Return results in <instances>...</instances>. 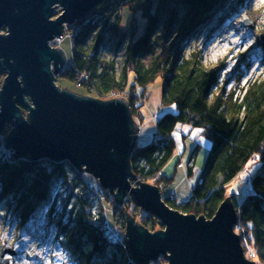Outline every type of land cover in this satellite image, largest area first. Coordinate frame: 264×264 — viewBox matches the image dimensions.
<instances>
[{
    "label": "trees",
    "instance_id": "16d2710c",
    "mask_svg": "<svg viewBox=\"0 0 264 264\" xmlns=\"http://www.w3.org/2000/svg\"><path fill=\"white\" fill-rule=\"evenodd\" d=\"M246 2L108 0L93 12L100 14V20L119 19L117 10L125 4L142 14L143 28L127 48L130 62L126 61L118 74L115 60L102 54L106 44L104 32H97V23H90L79 35L71 64L68 62L59 77L73 80L76 72H86L95 96L104 100L114 92L121 94L127 90L131 67L132 90H146L162 79L161 104L166 112L157 121L162 138L145 145L137 143L132 168L139 179L161 190L173 180L164 174V169L176 151L172 135L177 126L204 129L212 147L191 198L178 203L176 198H170L176 192L163 197L167 205L182 213L213 219L230 197V183L257 159L253 191L241 202L237 195L231 198L237 210L235 232L241 237L246 256L251 250L255 257L250 260L264 264V76L247 84L244 94L220 90L216 96L214 93L222 88L219 83L222 69L206 66L200 49L194 48L186 55L182 48L183 41H191L216 14L223 11V17L230 18ZM21 108L27 116L26 108L22 105ZM132 112L136 116L133 109ZM3 139L0 138V218L14 233L24 231L41 208L47 206L48 225L57 230L58 243L75 264H135L127 240L110 230L104 204L112 207L116 226L124 228L127 216L131 215L151 232L164 229L154 215L144 211L138 214L140 208L132 196L119 206L106 190L100 189L96 194L83 173L70 164L49 161L34 164L29 158L17 159L12 151L5 150ZM192 168L191 162L189 177ZM58 188L63 190L55 195ZM121 218L125 219L122 223ZM154 264L162 263L159 259Z\"/></svg>",
    "mask_w": 264,
    "mask_h": 264
},
{
    "label": "water",
    "instance_id": "95a60500",
    "mask_svg": "<svg viewBox=\"0 0 264 264\" xmlns=\"http://www.w3.org/2000/svg\"><path fill=\"white\" fill-rule=\"evenodd\" d=\"M108 0H0V68L7 74L0 89V138L17 159L66 162L97 179L119 206L132 196L136 206L154 215L164 229L151 232L135 217L125 234L135 264H257L247 258L235 232L237 210L228 197L213 219L182 213L167 205L158 186L139 179L132 154L139 128L129 102L101 100L60 88L67 56L50 42L65 25L84 21ZM58 8L62 14L53 18ZM6 30V32H4ZM264 51V35L256 48ZM21 105L28 111L23 115ZM17 255L4 244L0 264Z\"/></svg>",
    "mask_w": 264,
    "mask_h": 264
},
{
    "label": "rangeland",
    "instance_id": "374dc122",
    "mask_svg": "<svg viewBox=\"0 0 264 264\" xmlns=\"http://www.w3.org/2000/svg\"><path fill=\"white\" fill-rule=\"evenodd\" d=\"M130 8H132L131 5H121L117 10L119 19L112 18L107 21L101 19L96 22V31L104 32L106 36V44L102 54L108 60H115L118 74L122 73L126 61L130 62L127 57V48L130 41L141 32L144 25L142 14L137 9L130 10ZM61 12L62 9L60 8L53 18L61 15ZM221 12L216 14L191 41H183V54L188 55L194 48H198L203 52L206 66L222 69L219 77L222 88L214 93L216 96L221 93L220 90L227 94L236 91L237 94L241 95L244 94L247 84L264 76V51L261 47L256 48L258 36L264 35V0H247L243 7H240L230 18H224ZM75 23L71 25L73 26ZM72 26L67 31L68 39L62 44V47H59L67 56V65L73 58V50L77 45L79 35L86 28L79 32V30L72 29ZM122 38H124L123 41ZM73 67L72 62L71 68ZM131 68L128 70L129 87L127 90L121 94L114 92L105 101L123 98L129 102L131 107L133 105L132 109L136 113V116L133 117L140 130L138 144L145 145L151 141L158 142L159 140H156L159 136L157 121L166 112L165 107L161 104L164 82L159 78L146 90L141 88L132 90L134 74L130 70ZM80 73L86 72H76L73 80L61 78L59 75L56 77V83L60 88L68 89L79 95L101 99L95 96L90 77L85 78L82 86L79 85L77 78L81 77ZM6 76L7 74L0 68V89ZM170 111L174 112L175 110L171 109ZM12 130L13 128L8 126L3 137H7ZM172 139L176 143V151L173 159L165 167L164 174L172 177L173 180L161 188L162 196L168 197L171 192H176L177 202H186L191 198L192 189L204 168L212 142L204 129L183 124L177 126ZM191 162L193 163V172L189 177ZM257 165L256 159L244 169L238 178L230 183L228 187L230 197L237 195L238 201L241 202L247 193L253 191L250 179L253 178V171ZM83 177L90 182L95 193L99 194V190L102 189L99 181L86 173H83ZM62 190L56 189L55 195L61 193ZM110 196L113 197L111 194ZM104 205L108 209L106 216L113 235L116 234L126 239L125 227L115 225L112 207L107 203ZM48 209L47 206L41 208L27 228L20 233H14L9 225H5V222L0 218V249L7 243V246L14 248L17 252L16 256L11 257V264H75L58 243L57 230L48 225ZM139 210L138 214L140 215L143 210L141 208ZM124 221V218L120 219V223ZM247 257L248 259L254 258V252L247 251ZM159 259L162 264L168 263L163 256Z\"/></svg>",
    "mask_w": 264,
    "mask_h": 264
},
{
    "label": "built area",
    "instance_id": "2783aa9c",
    "mask_svg": "<svg viewBox=\"0 0 264 264\" xmlns=\"http://www.w3.org/2000/svg\"><path fill=\"white\" fill-rule=\"evenodd\" d=\"M60 8H58L57 10H59ZM62 13V12H61ZM55 14L57 15V11L55 12ZM59 15V14H58ZM100 21V14H97V13H92L90 14L84 21L82 22H77L75 23L73 26L72 25H65L64 26V29H63V32L60 36L56 37L54 41H51L49 44H50V47L53 48V49H57L58 47H62V44H64V42L68 39L67 37V31L71 28L72 26V29L74 30H79L82 31L87 25H89L90 23H96L97 21ZM73 37V36H72ZM81 74V77L80 78H77V80L79 81V85L82 86V82L85 80V78H89L88 74L87 73H80ZM134 107V106H133ZM160 111H163V110H160ZM162 136H157V139L156 140H159L161 139ZM255 160H253L252 162H254ZM251 162V163H252ZM250 183L252 185V179H250ZM253 189V188H252ZM171 199H175V194H172L170 196Z\"/></svg>",
    "mask_w": 264,
    "mask_h": 264
},
{
    "label": "bare ground",
    "instance_id": "6f19581e",
    "mask_svg": "<svg viewBox=\"0 0 264 264\" xmlns=\"http://www.w3.org/2000/svg\"><path fill=\"white\" fill-rule=\"evenodd\" d=\"M62 73H63V72H62ZM62 73H61V74H62ZM61 74H60V75H61ZM131 109H132V107H131ZM62 163H64V162H62ZM175 198H176V195H175ZM106 213H107V212H106Z\"/></svg>",
    "mask_w": 264,
    "mask_h": 264
}]
</instances>
